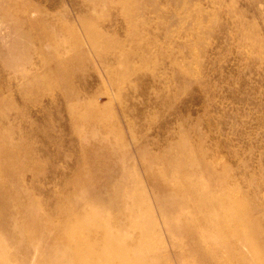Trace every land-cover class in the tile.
Instances as JSON below:
<instances>
[{
    "label": "rangeland",
    "instance_id": "1",
    "mask_svg": "<svg viewBox=\"0 0 264 264\" xmlns=\"http://www.w3.org/2000/svg\"><path fill=\"white\" fill-rule=\"evenodd\" d=\"M0 264H264V0H0Z\"/></svg>",
    "mask_w": 264,
    "mask_h": 264
}]
</instances>
